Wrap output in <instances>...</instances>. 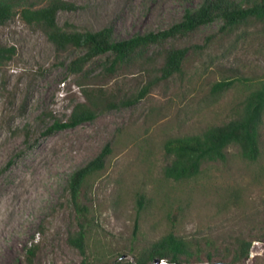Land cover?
I'll return each mask as SVG.
<instances>
[{
    "label": "rangeland",
    "instance_id": "1",
    "mask_svg": "<svg viewBox=\"0 0 264 264\" xmlns=\"http://www.w3.org/2000/svg\"><path fill=\"white\" fill-rule=\"evenodd\" d=\"M50 1L31 0L34 7ZM63 1L75 9L58 12L60 27H112L123 40L166 30L204 0ZM0 47L9 51L0 64V264H81L67 243L81 224L67 181L106 144L105 168L80 196L90 223V264L133 261L168 233L191 246L193 257L181 264H230L241 245H249V254L237 264H264V118L256 161L232 146L224 160L203 163L190 179L164 173L172 160L168 140L236 118L244 97L264 85L263 24L228 31L216 20L168 42L166 48L187 49L180 73L155 83L132 107L51 135L48 127L65 122L75 104H87L84 92L116 100L137 95L160 76L162 51L148 64L113 74L105 70L106 56L71 74L67 66L80 54L57 56L43 31L19 15L0 26Z\"/></svg>",
    "mask_w": 264,
    "mask_h": 264
},
{
    "label": "trees",
    "instance_id": "2",
    "mask_svg": "<svg viewBox=\"0 0 264 264\" xmlns=\"http://www.w3.org/2000/svg\"><path fill=\"white\" fill-rule=\"evenodd\" d=\"M74 9L73 4L63 0H51L42 7H34L31 0H0V26L15 15H19L24 23L35 25L43 31L57 56L80 54L67 66L71 74L82 72L85 65L101 56L107 57L105 70L112 74L121 68L148 64L158 56V51H162L163 65L158 69L160 76L144 86L135 96L116 100L84 92L87 104H75L69 118L65 122L55 121L46 129L45 135L91 123L101 112L132 107L146 96L155 83L180 73L187 49L166 48L168 42L189 36L216 20L222 21L223 29L228 31L251 23L264 25V0H204L196 10L187 11L179 23L166 30L136 34L128 39L117 40L112 27L84 32L69 31L60 27L57 23L58 12ZM8 52L0 47V64L9 59ZM227 86L226 83L217 85L219 88ZM263 118L264 85L250 91L244 97L236 118L222 125L210 127L200 135L168 140L164 149L172 160L165 168V176L175 181L195 177L203 163L224 160L227 149L232 146L239 149L243 159L256 161L259 157V130ZM110 154V145L106 144L93 160L75 170L67 181L69 201L78 219L81 220L79 231L69 235L67 243L79 252L82 257L81 264H90L85 247L90 223L87 208L80 202L81 192L88 179L105 168ZM85 223L88 224L87 227L84 226ZM248 254L249 245H241L230 264H237L247 258ZM193 255L188 243L168 233L149 249L134 254L133 261L115 260L104 264H149L155 260L181 264L189 261ZM33 256L34 249H28L29 263H32Z\"/></svg>",
    "mask_w": 264,
    "mask_h": 264
},
{
    "label": "water",
    "instance_id": "3",
    "mask_svg": "<svg viewBox=\"0 0 264 264\" xmlns=\"http://www.w3.org/2000/svg\"><path fill=\"white\" fill-rule=\"evenodd\" d=\"M154 264H160V260L154 261Z\"/></svg>",
    "mask_w": 264,
    "mask_h": 264
}]
</instances>
